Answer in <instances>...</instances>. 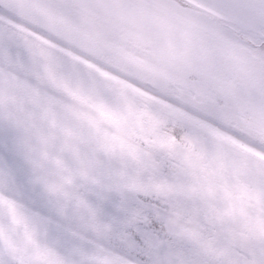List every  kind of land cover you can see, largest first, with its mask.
Instances as JSON below:
<instances>
[{"label":"snow or ice","instance_id":"1","mask_svg":"<svg viewBox=\"0 0 264 264\" xmlns=\"http://www.w3.org/2000/svg\"><path fill=\"white\" fill-rule=\"evenodd\" d=\"M0 264H264V0H0Z\"/></svg>","mask_w":264,"mask_h":264}]
</instances>
